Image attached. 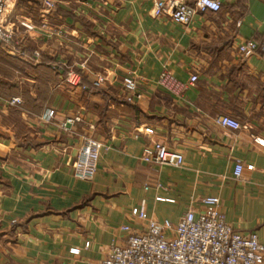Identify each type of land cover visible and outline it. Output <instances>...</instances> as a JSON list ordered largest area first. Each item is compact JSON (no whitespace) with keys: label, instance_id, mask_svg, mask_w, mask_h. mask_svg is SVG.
Returning <instances> with one entry per match:
<instances>
[{"label":"crops","instance_id":"crops-1","mask_svg":"<svg viewBox=\"0 0 264 264\" xmlns=\"http://www.w3.org/2000/svg\"><path fill=\"white\" fill-rule=\"evenodd\" d=\"M48 1L49 10L8 0L3 17L16 43L0 47V264H99L126 243L123 226L176 224L208 197L235 232L264 246V54L237 52L262 41L264 0H218V13L195 12L187 26L156 16L160 0ZM71 71L80 87L66 82ZM163 73L171 85L158 83ZM126 76L137 83L133 103ZM13 98L21 104L8 106ZM221 116L241 129L218 126ZM87 139L102 146L90 182L70 169ZM156 142L183 166L141 161ZM138 207L145 219L131 215Z\"/></svg>","mask_w":264,"mask_h":264},{"label":"built area","instance_id":"built-area-1","mask_svg":"<svg viewBox=\"0 0 264 264\" xmlns=\"http://www.w3.org/2000/svg\"><path fill=\"white\" fill-rule=\"evenodd\" d=\"M47 10L53 8L54 3L42 0ZM8 0H0V46L10 50L15 45L14 34L4 25V14ZM221 4L218 0H160L155 5L154 14L164 16L173 23L187 26L191 23L195 12L218 13ZM26 29L30 26L22 24ZM237 52L242 59H247L254 54H264V37L260 43L247 41L237 47ZM34 56L39 57L35 52ZM80 76L75 72H69L66 82L73 87H80ZM102 80H98V83ZM173 78L163 73L158 79L162 86L173 83ZM197 81V76L192 75L190 84ZM125 91V101L133 103L139 97L137 83L131 76L122 80ZM19 98H13L7 102L8 106L20 105ZM54 111L47 110L44 116L46 121L53 118ZM70 122V120H68ZM215 124L231 131L241 129V124L236 119L221 116L215 120ZM144 133L152 135L151 128H144ZM102 146L97 141L87 139L80 146L74 161L70 165L75 179L85 182L93 180L98 162L101 156ZM141 161L146 164L181 168L183 156L177 152L169 151L162 143H153L145 146L142 151ZM243 166L237 163L233 170L235 179H240ZM246 170H252L248 166ZM264 177V171H263ZM204 210L195 215L192 211L182 216L176 224L165 220L158 222L148 220L145 231L137 232L128 226L122 230L127 233L126 243L120 246H112L107 257L99 264H256L258 256L264 253L256 235L242 236L235 232L225 222L219 212V199L208 197L203 200ZM131 215L145 219L143 207L133 208ZM172 235L166 237L165 234ZM88 247V243L86 244ZM77 253V250H72Z\"/></svg>","mask_w":264,"mask_h":264},{"label":"rangeland","instance_id":"rangeland-1","mask_svg":"<svg viewBox=\"0 0 264 264\" xmlns=\"http://www.w3.org/2000/svg\"><path fill=\"white\" fill-rule=\"evenodd\" d=\"M0 47H2V46H0Z\"/></svg>","mask_w":264,"mask_h":264}]
</instances>
